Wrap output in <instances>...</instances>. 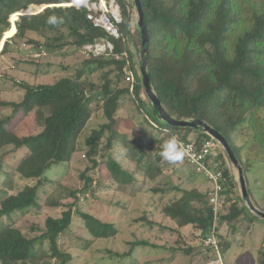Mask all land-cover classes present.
I'll return each mask as SVG.
<instances>
[{
    "label": "trees",
    "instance_id": "trees-1",
    "mask_svg": "<svg viewBox=\"0 0 264 264\" xmlns=\"http://www.w3.org/2000/svg\"><path fill=\"white\" fill-rule=\"evenodd\" d=\"M73 1L0 0V43L3 34L12 32L9 20L13 14L29 11L30 7V12L35 11L44 5L55 7L47 8L40 14L20 16L14 40L52 30L59 23L51 25L46 20L50 15L56 14L69 27V36L75 38L71 44L81 53L85 45L104 41L107 34L94 28L87 20V10L84 7H59ZM118 2L124 20L121 27L123 35L127 10L122 0ZM141 3L150 36L149 74L164 107L176 118L201 119L219 130L230 142L237 156L240 151L244 154V158H240V155L238 158L247 174L249 164L256 161L245 157L251 155L250 150H255L259 136H262L259 149L264 150V133L257 128V124L264 126V0H141ZM135 33L134 39L138 46L137 40L140 39L138 33ZM116 46V55L125 54L118 60L115 55H91L77 66L73 75L63 77L54 85L21 84L26 90L22 102L0 101V173L5 172L9 179L19 176L23 180L37 181L36 186H26L0 201V221L6 216L18 213L24 215L27 210L39 207L41 188L46 183H51L47 173L58 166L70 164L76 155L78 139L92 118L93 102L100 105L106 121L87 140V156L94 166H97V162L93 158L98 154L103 140L108 139L112 133L109 139L112 146L115 134L123 138L119 135L118 119L127 108V100L135 103L140 112L145 113L152 126L168 136L181 133L179 135L186 140L188 135L198 133L197 142L206 138L204 134L191 129L171 128L157 122L149 106L145 107V100H141L143 91L139 84L135 86L133 95L130 87L120 88L126 81L124 68L131 70L133 66L124 35L120 42H116ZM9 47L10 41H7L0 55L7 54ZM96 73L101 74L99 82L92 79ZM8 109L9 116L4 114ZM20 111L24 117L35 113L38 119L42 118V131L32 135L21 134L18 124L12 125ZM240 132L244 140L238 144L235 137ZM132 142L136 147L134 150L129 148V155L139 167L136 172L148 174L147 170L140 168L141 163L145 158L151 161L155 158L152 154L148 156L143 147L138 146L142 143L140 136H135ZM19 153L22 156L18 158ZM219 158L224 162L225 177V210L215 220L221 246L227 235L231 234L229 228H236L242 221L240 217L247 211L236 193L233 176L225 165V156L221 153ZM8 160H13L11 165ZM107 166L112 175L127 174L115 162ZM82 178L85 181L83 190H76L72 194L75 202L67 205L68 209L62 213L61 218H48L46 232L40 237L28 238L16 228L15 222L1 226L0 264H35V257L40 254L36 245L40 244L41 247L44 240L50 242V258L55 260V264H68L72 260L71 254L58 246L57 240L71 228L75 215L72 208L80 202L82 195L85 197L94 182L86 173ZM141 186L143 185L136 183L134 190L135 187L137 190L133 195L141 190ZM210 187L209 183V190ZM153 192L162 194L158 198L160 200L171 193L181 194L179 200L169 198L168 208L164 212L174 225L170 228L171 231L178 235L181 243H184L183 240L187 243L181 228L188 225L195 232V237L191 235V238L203 239L207 236L214 222L208 192L167 184L153 189ZM234 195L236 200L232 199ZM82 218L93 237L92 240L85 241L87 246L94 240L109 239L116 235L117 230L113 226L103 224L86 214ZM142 220L151 227L157 225L149 221L147 216ZM224 226H228L227 235L222 233ZM149 246L159 247L150 241L136 240L131 244L132 251L125 257L132 256L136 247ZM207 249L213 250L218 259V253L213 248ZM193 252L188 247L186 253ZM41 253L43 254L42 251ZM109 255L116 260V264H121L123 254L109 252ZM201 261H204V257ZM212 261L214 260L208 258V262ZM260 264H264V254Z\"/></svg>",
    "mask_w": 264,
    "mask_h": 264
},
{
    "label": "rangeland",
    "instance_id": "rangeland-1",
    "mask_svg": "<svg viewBox=\"0 0 264 264\" xmlns=\"http://www.w3.org/2000/svg\"><path fill=\"white\" fill-rule=\"evenodd\" d=\"M46 6H41L40 11L31 12L30 7L29 11H21L10 17L12 32L3 34L0 43L1 53L5 41H10L9 52L0 55V101L20 103L26 93L21 84L54 85L63 77L73 75L77 66L86 59V56L71 44L75 38L69 36V27L64 22L45 34L32 33L25 39L14 40L17 31L15 26L20 19L18 16L22 13L40 14ZM63 6L67 7L66 4ZM134 35L136 36L135 32ZM137 43L141 50L140 40H137ZM100 75V73L93 75L94 82H99ZM125 82L120 88L131 87ZM130 93L133 95L131 90ZM141 98L146 102L145 107L149 106L148 108L151 109L147 98L144 95ZM137 108L135 103L127 100V108L121 112L118 119L119 135L123 138L115 134V141L111 146L109 139L112 133L110 136L108 134L109 138L101 142L99 152L93 158L97 162V166H94L87 156L89 151L87 140L92 136L93 131L98 130L106 121L100 105L93 102L92 118L78 139L76 155L70 164L58 166L47 173L46 176L51 183H46V186L41 188L39 207L27 210L24 215L18 213L6 216L0 221V228L15 222L16 228L28 238L40 237L46 232L47 219L61 218L62 213L68 209L67 205L75 202L72 194L76 190H83L85 181L82 176L86 173L94 182L88 188L85 197L82 195L80 202L72 208L75 215L71 228L57 240L58 246L71 254L72 260L68 261V264H116V260L111 259L109 252L123 254L121 264H260L261 256L264 254V220L254 217L249 212L240 217L242 221L236 228L234 226L229 228L231 234L220 246L221 261L216 260L217 256L213 250L201 249V237L197 239L187 237V234L195 233L192 226L187 228L185 226L183 227L185 230L182 228L184 231H181L184 232L187 243L184 240V243H181L178 235L171 231L170 228L174 225L164 213L169 205V197L161 201L153 189L167 184L207 193L209 182L187 161L170 164L161 157V149L169 136L152 126L145 113ZM4 114L9 116L10 110H5ZM15 119L12 125L18 124L21 134H38L43 129L44 121L42 118L38 119L35 113L24 117L23 112L20 111ZM257 125L259 132L261 130L263 134L264 126ZM135 136L141 137L142 143L138 146H142L148 156L152 154L155 158L154 161L145 158L141 163L140 168L147 170L148 174L136 172L139 167L129 155V148L134 150L136 147L132 142ZM198 136V133H192L187 139L194 141ZM235 138L238 144L244 140L241 132ZM260 138L262 136L257 139L259 142H261ZM234 142L233 140V145ZM259 142H256L255 150H250L251 155L245 158L256 161L254 164H249L248 189L253 202L264 209V163H261V160H264V150L259 149ZM122 150L125 151L122 153ZM239 155L240 158H244L242 151ZM21 156L22 153L17 155L18 158ZM8 161L10 165L13 162V160ZM114 162L127 174L112 175L107 165ZM136 183L143 186L133 195L137 190L136 187L134 190ZM36 185L37 181L23 180L19 176L9 179L5 172H1L0 201L7 195L23 190L26 186ZM173 197L179 200L181 194L173 193L170 198ZM232 199L236 200V195ZM83 214L113 226L117 230L116 235L109 239L94 240L87 246L85 241L92 240L93 237L85 226ZM146 216L149 221L157 225L151 227L144 222L142 218ZM222 233L228 234V226L222 227ZM136 240L150 241L159 247H136L132 256L125 257L132 251L131 244ZM36 247L40 250V254L35 257V264H55V260L50 258L51 246L48 240H44L41 247L40 244ZM188 247L194 250L192 254L186 253ZM201 252L203 255L200 256ZM202 257L204 261H201ZM208 258L214 261L208 262Z\"/></svg>",
    "mask_w": 264,
    "mask_h": 264
},
{
    "label": "built area",
    "instance_id": "built-area-1",
    "mask_svg": "<svg viewBox=\"0 0 264 264\" xmlns=\"http://www.w3.org/2000/svg\"><path fill=\"white\" fill-rule=\"evenodd\" d=\"M74 5L77 6V9L84 7L87 10V20L94 28L101 29L107 34L104 41L85 45L82 51L83 55L90 58L91 55L109 54L115 55L117 60L124 56L125 54L116 55L117 46L115 42L120 41L123 37L121 27L124 22L117 0H84ZM124 75L126 81L132 85L133 90L136 83L134 72L124 68ZM176 136L187 150L183 160L191 164L195 171L203 175L211 184L208 196L215 215H218L224 208L222 195L225 191L224 165L219 158L218 145L209 138L197 143ZM215 220L216 218H214L207 236L203 237L201 245L205 248H213L221 261L220 240L217 235Z\"/></svg>",
    "mask_w": 264,
    "mask_h": 264
},
{
    "label": "water",
    "instance_id": "water-1",
    "mask_svg": "<svg viewBox=\"0 0 264 264\" xmlns=\"http://www.w3.org/2000/svg\"><path fill=\"white\" fill-rule=\"evenodd\" d=\"M122 2L127 10V22L124 28V35L131 56V62L139 85L144 96L150 103L155 118L162 125L177 129H191L212 139L226 158L242 205L254 217L264 220V211L258 208L253 202L248 189L245 169L227 138L214 126L204 120L196 118L179 119L172 116L164 107L149 74L150 36L141 0H131V2L129 0H122ZM53 7L55 6H46L44 10ZM23 15L30 14H20L19 17ZM134 32L139 34L141 52H139L135 43Z\"/></svg>",
    "mask_w": 264,
    "mask_h": 264
},
{
    "label": "clouds",
    "instance_id": "clouds-1",
    "mask_svg": "<svg viewBox=\"0 0 264 264\" xmlns=\"http://www.w3.org/2000/svg\"><path fill=\"white\" fill-rule=\"evenodd\" d=\"M77 0H74L71 4H73V3H75ZM117 2H118V0H117ZM118 4H119V2H118ZM119 6H120V4H119ZM71 7H75V8H77V6L76 5H74L73 4V6H71ZM121 8V7H120ZM122 13V12H121ZM123 17V16H122ZM124 21V20H123ZM11 22V21H10ZM63 22V20H62V18H58V16L56 15V14H53V15H50L48 18H47V20H46V23H48V24H51V25H56V24H58V23H62ZM123 24H124V22H123ZM123 35H124V30H123ZM122 35V36H123ZM139 35V34H138ZM124 37H125V35H124ZM122 39H123V37H122ZM121 39V40H122ZM120 40V41H121ZM120 41H118V42H120ZM125 41H126V38H125ZM115 44H116V42H115ZM137 45V44H136ZM138 47V46H137ZM4 48V47H3ZM139 49V48H138ZM140 52H141V50H140ZM131 57V56H130ZM130 62H131V60H130ZM131 64H132V62H131ZM133 66V65H132ZM131 71H133L134 72V75H135V78H136V83L134 84V88H135V86L136 85H138L139 84V82H138V80H137V77H136V74H135V71H134V68H132L131 69ZM126 80V79H125ZM127 82V81H126ZM128 83V82H127ZM130 84V83H129ZM131 85V84H130ZM134 88H133V90H132V85H131V87H130V89H131V92H133L134 91ZM144 95V94H143ZM176 135H178V134H172V135H170L169 136V138L167 139V141L164 143V146H163V150L161 151V153H160V155H161V157L165 160V161H167L168 163H170V164H175V163H178V162H180V161H182L183 159H184V157L186 156V153H187V150H186V148H185V146L183 145V143L178 139V137L176 136ZM179 136V135H178ZM179 137H181V136H179ZM182 138V137H181ZM206 138H208V137H206ZM205 138V139H206ZM210 139V138H209ZM186 140H188V139H186ZM202 140H204V139H202ZM202 140H200L199 142H197L196 140H194L193 142H197V143H200ZM219 148V147H218ZM125 150H122V153L124 152ZM221 153H222V151L220 150V148H219V156L221 155ZM223 154V153H222ZM224 155V154H223ZM225 160H226V158H225ZM185 161V160H184ZM222 163H223V165H224V162L222 161ZM226 163H227V161H226ZM225 165H227L228 166V164H225ZM228 168H229V166H228ZM198 173V172H197ZM245 173H246V171H245ZM199 174V173H198ZM201 175V174H200ZM206 179V178H205ZM247 179V178H246ZM207 180V179H206ZM248 183V182H247ZM210 190H211V187H210ZM210 190H209V192H210ZM236 191H237V188H236ZM209 192H208V194H209ZM225 192V191H224ZM224 192H223V195H222V197L224 196ZM237 195L239 196V194H238V191H237ZM209 197V196H208ZM223 203H224V197H223ZM212 208V207H211ZM225 210V203H224V208H223V210L222 211H220L219 213H221L222 214V212ZM212 212H213V218H216L218 215H215V213H214V211H213V208H212ZM201 241H202V239H201ZM202 246V245H201Z\"/></svg>",
    "mask_w": 264,
    "mask_h": 264
},
{
    "label": "crops",
    "instance_id": "crops-1",
    "mask_svg": "<svg viewBox=\"0 0 264 264\" xmlns=\"http://www.w3.org/2000/svg\"><path fill=\"white\" fill-rule=\"evenodd\" d=\"M38 11H40L39 9H37ZM250 170V169H249ZM246 178H247V174H246ZM247 182H248V180H247ZM236 186V185H235ZM236 193H237V191H236ZM173 193H171L168 197L170 198V196L172 195ZM159 195V197H161L162 196V194H158ZM167 197V198H168ZM167 198H165V199H167ZM164 199V200H165ZM164 200H161V201H164ZM256 204V203H255ZM257 206V205H256ZM258 207V206H257ZM259 208V207H258ZM261 210H263L264 211V209H262V208H260ZM188 226H190V225H188ZM188 226H186L185 228H187ZM185 228H183L184 230H185ZM182 228H181V231H184ZM182 234L184 235V232H182ZM185 236V235H184ZM191 235L190 234H187V237H190ZM228 236V235H227ZM225 242V241H224Z\"/></svg>",
    "mask_w": 264,
    "mask_h": 264
},
{
    "label": "bare ground",
    "instance_id": "bare-ground-1",
    "mask_svg": "<svg viewBox=\"0 0 264 264\" xmlns=\"http://www.w3.org/2000/svg\"><path fill=\"white\" fill-rule=\"evenodd\" d=\"M82 1H84V0H77L74 4H79L80 2H82ZM67 5V7H71V6H73V4H66ZM59 7H64L63 5H59ZM43 8V7H42ZM39 9V8H38ZM23 14V13H22ZM16 27V26H15Z\"/></svg>",
    "mask_w": 264,
    "mask_h": 264
}]
</instances>
